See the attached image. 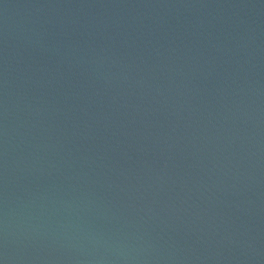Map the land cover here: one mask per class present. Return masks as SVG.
I'll return each instance as SVG.
<instances>
[{"label":"water","instance_id":"obj_1","mask_svg":"<svg viewBox=\"0 0 264 264\" xmlns=\"http://www.w3.org/2000/svg\"><path fill=\"white\" fill-rule=\"evenodd\" d=\"M0 264H264V0H0Z\"/></svg>","mask_w":264,"mask_h":264}]
</instances>
